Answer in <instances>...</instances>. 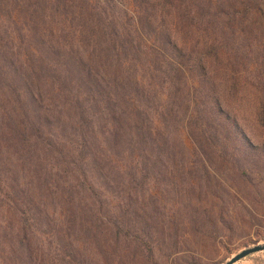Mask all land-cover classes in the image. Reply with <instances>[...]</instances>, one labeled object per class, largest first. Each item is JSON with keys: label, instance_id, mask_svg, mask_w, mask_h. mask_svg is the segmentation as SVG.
I'll list each match as a JSON object with an SVG mask.
<instances>
[{"label": "rangeland", "instance_id": "obj_1", "mask_svg": "<svg viewBox=\"0 0 264 264\" xmlns=\"http://www.w3.org/2000/svg\"><path fill=\"white\" fill-rule=\"evenodd\" d=\"M28 2L9 3L7 11L15 17ZM124 6L121 14L131 18L134 7L127 2ZM4 9L0 1V46L4 45L7 52L6 66L11 75L7 78L18 87L29 79L38 96L30 103L23 100L28 95L25 87H20L22 101L16 99L13 89L0 90V264H149L135 256L127 258L125 252L119 258V251L123 252L128 241L135 245L142 237L139 229L121 226L124 215L136 219L132 227L151 219L158 224L175 220L178 244H161L155 249L157 264H219L245 246L264 240V198L257 197L251 206L244 194H235L230 188L228 183L235 182L224 179L219 180L234 194L231 199L221 185H217V193H223L226 202L201 193L205 178L212 177L210 182L214 184L220 182L214 167L223 155L216 143L205 152L195 149L193 138L187 134L189 124H177L187 119L195 121L191 114L198 109L196 124L209 121L216 133L220 131L218 137L226 136L219 141H225L227 149H243V133L249 143L257 146L254 151L264 154V0L167 1L166 21L175 25L172 19H178L180 47L176 57L174 51L167 53L173 62L180 63L181 73L168 64L155 62L159 43L151 38L146 45L149 50L138 57L149 66L140 67L130 78V91L136 105L134 119L137 111L145 117L144 128L165 131L171 148L152 150L148 146V165L137 162L129 168L124 163L129 169L116 176L112 188L91 169V162L83 165L96 190L95 196L86 198L93 200L89 229H82L78 222H67L62 208L65 204L61 196L66 200L63 190L75 180L74 166L69 161L80 143L79 110L68 104L67 94H62L60 87L65 74L69 75L64 62L72 56L76 64L73 70L83 68L86 72L91 67L104 79L126 75L125 70L103 68L102 52L86 50L85 42L78 39L75 46L69 39L53 41L58 52L41 53L43 64L33 58L34 64L25 43L19 41L22 36L14 29V24L25 22L24 15L9 18ZM116 10L113 12L117 15ZM69 48L74 50L68 52ZM75 79L70 85L72 93L81 90L85 95L87 86H77ZM93 96L100 99L97 91ZM216 102L223 108L221 113L210 110ZM89 105L97 128H89L87 134L98 135L104 118L97 117L98 104ZM174 121L175 127L170 126ZM231 123L236 124V133L231 131ZM92 147L97 151L95 144ZM115 160L119 165V159ZM190 216L203 224L193 225ZM27 217L33 221L30 229L34 232L31 262L27 256L17 255L23 249L19 239L26 231ZM115 218L121 227L116 239L121 249L114 248V237L97 225ZM234 264H264V250Z\"/></svg>", "mask_w": 264, "mask_h": 264}, {"label": "trees", "instance_id": "obj_2", "mask_svg": "<svg viewBox=\"0 0 264 264\" xmlns=\"http://www.w3.org/2000/svg\"><path fill=\"white\" fill-rule=\"evenodd\" d=\"M0 1L5 7L4 12L6 15L9 13L7 11L9 3L17 5V2H19V0ZM29 1V4L17 12L15 17L11 12L8 17L18 19L21 14L24 15L22 19L25 22L23 24H14V29L22 36L19 41L21 44L25 43L26 48H28L26 52L34 64L33 58L40 60L41 64H43L44 59L40 55L41 53L58 52L57 47H54L53 41L57 43L59 41L65 42L66 39H69V41H72V46H75V39H78L85 42L86 50L95 54L102 52L104 60L101 63L105 65L103 68L108 67V70L111 67H114L115 70L123 68L126 73L123 76H113V78L104 79V76L93 72L91 67L86 72L83 68H80L81 70L77 68L73 70L72 68L76 64L72 56H69L64 62L69 75L65 74L60 82V87L62 94H67L66 101H68V104L75 105L79 110V126L77 128L80 143H78L76 148L75 157H73L72 161H69L74 166L73 174L75 175V180L71 184L65 185L66 189L63 190V194L66 200L60 196L65 204L62 207L66 212L64 214L65 220L74 224L78 222L82 229H89L91 225L88 224V221L93 219L90 212L93 200L87 201L86 198L95 196L93 191L96 193V190L89 183V173L86 172L83 165L91 162V169L98 171L106 186L112 188V182L115 181L117 183L116 176L122 171L129 169L137 162L143 166L148 165V146L152 150L153 148L161 150L168 147L171 148L170 142L167 144L168 140L165 136L168 134L165 131L161 133L159 129L151 128V126L144 128L143 120H145V117L138 115L137 111L134 119L136 105L130 91L132 88L130 78L132 80L135 77V73L140 67L149 66V63L144 62L146 60L138 57L143 50H146V52L149 50L146 45L151 38L159 43V47H156L155 62L158 65L168 64L176 73H181L180 63L178 61L173 62L171 60L173 58L169 57L167 53V50L174 51L176 57V53L178 54L180 51V47L177 45L178 19L176 17L172 19L175 25L173 22L167 23L168 0ZM126 2L135 9V13L131 18L125 13L121 14V11H125L123 9ZM116 8L119 13L117 15L114 13ZM121 16L122 18H120ZM0 42L3 41L0 39ZM3 46H0V54L2 55L0 58V90L6 88L8 91H12L13 89L16 99L22 101L20 92L23 89L20 90V87H25L28 95L23 100L30 103L35 101L38 95L32 91L33 86L30 85L29 79H26L28 81L23 80V86L20 87L9 83L7 76L11 75H8L10 71L6 66L7 52L3 49ZM68 50V52H72L74 49L69 48ZM177 58H179V55ZM73 77L76 78L77 86L82 84L87 86L85 95H81V90L76 91L77 93H72L70 85L73 84ZM135 90L137 89L135 88ZM96 91L100 93L99 100H96L93 96ZM82 96L86 97L82 99ZM89 103L91 105L98 104L97 117L104 118L102 126H98V135L96 132H93L92 136L87 134L89 128L95 129V131L97 128L94 119L95 115L91 111ZM210 110L221 113L223 108L216 102ZM198 114L199 110L195 109L193 114H191L195 121H188L187 119L184 122L178 121L177 124H180V126L189 124L188 127L186 125L187 134L193 138V142L196 144L195 149H201L205 152L206 149L212 148L214 143L217 144L223 155V160L214 167L216 169L214 172H218L216 178L218 181H220L219 179H224L226 182H235L236 185L228 183L230 188L234 190L235 194H244V198L253 206L257 197L260 199L264 198V154L254 151L257 146L249 143L243 133L240 138L244 142V148L240 149V151L227 149L226 142L223 140L219 141L220 138L225 139L226 136L222 134L218 137L220 131L217 129L216 133V127H213L209 121H200V123L196 124V116ZM192 123L197 125V127L193 126ZM168 126L166 125V128ZM170 126L175 127V121L170 123ZM230 126L231 131L235 132L236 124L231 123ZM93 139L95 142L92 141ZM92 144L97 146V151L92 150ZM178 146L179 144L174 147L178 148ZM88 154L91 155L90 158ZM115 159H119V165ZM124 163L128 164L129 168H125ZM206 171H208L207 168ZM210 180H213L210 176L205 178V190H201V193L209 194L219 199V201L226 202L227 200H224L223 193H217V185H221L222 190L227 193L228 199L234 196L228 186L224 184V181L214 184ZM254 181L258 183H254ZM260 183L261 186L258 187ZM33 217L37 220L36 215H33ZM123 219V225L121 226L130 227L131 230H133L132 228L139 229L142 237L138 239V243L135 245L130 244L128 241L123 247L125 248L122 250L123 252L120 253L119 251V258L125 252L127 258L135 256L136 260L142 259L149 264H157L154 259L155 249L162 246L161 244H165L167 247H175L178 244V235L173 229L175 226L174 219L165 222V224L162 222L158 224L156 219L146 220L140 223L138 227H132L136 220L133 217L124 215ZM189 221L193 225L203 224L194 216H190ZM32 222L28 217L26 218V223L24 224L26 231L19 239L23 249L17 254H23L24 257L27 256L29 262H31L33 256L31 241L34 232L30 229ZM97 225L114 237L115 241L111 243L114 244V248L119 247L121 249L116 240L118 232L121 231L117 218L112 221L105 220V222L101 220ZM17 234L19 237V230H17ZM111 244L110 246H112Z\"/></svg>", "mask_w": 264, "mask_h": 264}, {"label": "water", "instance_id": "obj_3", "mask_svg": "<svg viewBox=\"0 0 264 264\" xmlns=\"http://www.w3.org/2000/svg\"><path fill=\"white\" fill-rule=\"evenodd\" d=\"M264 250V240L255 242L251 245L245 246L244 248L240 249L238 252L232 254L227 259L219 264H234L238 260L253 254L255 252L263 251Z\"/></svg>", "mask_w": 264, "mask_h": 264}]
</instances>
